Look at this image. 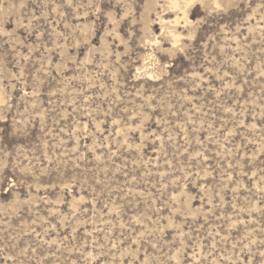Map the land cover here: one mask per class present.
<instances>
[{
    "label": "rangeland",
    "instance_id": "1",
    "mask_svg": "<svg viewBox=\"0 0 264 264\" xmlns=\"http://www.w3.org/2000/svg\"><path fill=\"white\" fill-rule=\"evenodd\" d=\"M0 0V264H264V0Z\"/></svg>",
    "mask_w": 264,
    "mask_h": 264
},
{
    "label": "bare ground",
    "instance_id": "2",
    "mask_svg": "<svg viewBox=\"0 0 264 264\" xmlns=\"http://www.w3.org/2000/svg\"><path fill=\"white\" fill-rule=\"evenodd\" d=\"M216 1V0H215ZM170 6L182 10L184 12L185 17L188 15V10L186 6H183L179 0H169ZM3 100L2 92L0 91V102Z\"/></svg>",
    "mask_w": 264,
    "mask_h": 264
}]
</instances>
